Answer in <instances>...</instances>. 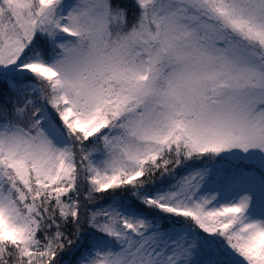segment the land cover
<instances>
[{
    "label": "snow or ice",
    "instance_id": "obj_1",
    "mask_svg": "<svg viewBox=\"0 0 264 264\" xmlns=\"http://www.w3.org/2000/svg\"><path fill=\"white\" fill-rule=\"evenodd\" d=\"M133 2L0 0V264H264V0Z\"/></svg>",
    "mask_w": 264,
    "mask_h": 264
},
{
    "label": "trees",
    "instance_id": "obj_2",
    "mask_svg": "<svg viewBox=\"0 0 264 264\" xmlns=\"http://www.w3.org/2000/svg\"><path fill=\"white\" fill-rule=\"evenodd\" d=\"M114 2L119 3L120 5L128 8V10H129V21H131L134 18L133 14L137 12V9L135 8L133 0H114ZM117 196H118V198L128 199L129 193H119V194H117ZM108 199H110L108 194H104V198L99 201L98 206H99V204L107 203Z\"/></svg>",
    "mask_w": 264,
    "mask_h": 264
}]
</instances>
